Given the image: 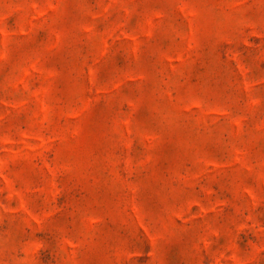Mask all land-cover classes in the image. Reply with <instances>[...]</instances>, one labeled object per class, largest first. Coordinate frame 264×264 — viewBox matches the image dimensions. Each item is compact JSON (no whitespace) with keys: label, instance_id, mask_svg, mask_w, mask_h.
<instances>
[{"label":"rangeland","instance_id":"obj_1","mask_svg":"<svg viewBox=\"0 0 264 264\" xmlns=\"http://www.w3.org/2000/svg\"><path fill=\"white\" fill-rule=\"evenodd\" d=\"M0 264H264V0H0Z\"/></svg>","mask_w":264,"mask_h":264}]
</instances>
